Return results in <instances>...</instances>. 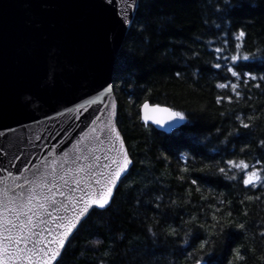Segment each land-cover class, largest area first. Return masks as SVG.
Returning a JSON list of instances; mask_svg holds the SVG:
<instances>
[{
	"label": "trees",
	"instance_id": "16d2710c",
	"mask_svg": "<svg viewBox=\"0 0 264 264\" xmlns=\"http://www.w3.org/2000/svg\"><path fill=\"white\" fill-rule=\"evenodd\" d=\"M219 7L139 0L112 78L132 167L58 264H264V182L246 187L228 163L264 176V0H238L223 20ZM144 102L180 112L182 126L141 123Z\"/></svg>",
	"mask_w": 264,
	"mask_h": 264
},
{
	"label": "water",
	"instance_id": "95a60500",
	"mask_svg": "<svg viewBox=\"0 0 264 264\" xmlns=\"http://www.w3.org/2000/svg\"><path fill=\"white\" fill-rule=\"evenodd\" d=\"M138 4L139 0H0V129L7 135V139L0 137V225L15 222L6 210H15L14 188L18 192L31 189L36 202L44 203L36 222L22 226L23 234L31 235L29 227L40 232L46 226L41 218L51 223L44 211L56 215L50 206L53 199L57 207L65 197L71 199L68 188L75 187L74 180L87 184L91 168L106 173L102 166L110 163L107 156L116 158L122 153L121 163L124 155L130 162L113 196L127 176L132 160L116 124L112 78ZM157 109L174 112L144 102L139 107L141 123L164 134L182 126V121L169 120ZM161 118L164 123L153 122ZM54 186L62 187L65 196L53 197ZM10 235L20 236L21 229L10 233L0 227V264L10 260L11 264H29L28 256L21 261L19 250L9 248L6 238ZM9 252L14 254L9 256Z\"/></svg>",
	"mask_w": 264,
	"mask_h": 264
},
{
	"label": "snow or ice",
	"instance_id": "6c2138e0",
	"mask_svg": "<svg viewBox=\"0 0 264 264\" xmlns=\"http://www.w3.org/2000/svg\"><path fill=\"white\" fill-rule=\"evenodd\" d=\"M101 2L105 3L106 0H101ZM216 2L220 4V7L215 11V15L223 20L228 17L231 9L237 5L238 0H216ZM121 23H123V21H121ZM240 35L243 36L244 33L241 32ZM215 51L221 53L220 48H216ZM253 58L254 57L245 55L243 60L248 61ZM231 61L233 66L228 67L227 71L234 78L240 77L241 74L236 70L239 58L236 55H233ZM215 67L220 69L222 64L217 61ZM247 75L250 80L256 79L251 73H248ZM219 87L224 88L226 85L220 84ZM233 87H235V85H233ZM95 102L96 101H91V103ZM145 107H147V105H145ZM157 111L165 112L169 120H175L178 122L185 119L184 115L180 112H170L168 109H157ZM145 119H148V117L145 116ZM153 122L161 124L164 123V120L163 118L154 119ZM110 131L114 132L115 129H111ZM0 137L7 139L6 132L3 129H0ZM115 140H119V134L115 136ZM114 150L115 147L110 149V151ZM120 155H122V153H118L116 158L111 156L105 158L107 161H110V163H106L102 166L103 169L107 170L106 173L104 171L97 173L95 168L89 169L91 176L87 184L83 183L81 180H74L75 187L68 188V193L71 195V199L68 200L67 197H65V199L59 202V207H57L56 202L53 199L50 202V206L56 212V215L53 216L51 213L44 211L43 215L48 216L51 223H48L41 218L40 222L46 226L40 232H33L29 227L31 235L23 234V227L30 226L36 222L37 213L44 209V203L36 202L35 194L31 189L19 192L15 188L12 190V203L15 206V210H13V208H6V210L14 217L15 222L10 220L8 225H0V227L6 228L10 233L17 228L21 229L20 236L17 237L10 235L6 238L8 240L9 248L19 250V256L17 259L22 261L25 256H28L29 264H53L54 261L58 264L57 257L60 254L62 246L70 234L77 229L87 215L90 214V210L95 208L104 209L110 203L113 196V189L117 185L118 178L125 172L126 167L130 163L126 155L123 156V163H121L119 158ZM76 159L79 160L80 157L77 156ZM228 163L233 167L241 169L244 174L243 184L246 187L251 186L254 183L264 182V176H262L261 172H249V169L252 167L251 165H248L243 161L239 165L234 164L232 161H229ZM220 172L223 173L224 169L221 168ZM26 183L31 182L26 181ZM65 183H67V181H65ZM193 183H196V181H193ZM23 187V185H17V188L23 189ZM51 191L53 197L57 193L60 196H65L62 187L56 188L54 186ZM77 192L79 195H76ZM45 202H47V198H45ZM33 205H35V207H33ZM32 236H36V239H32ZM7 254L12 256L14 253L9 252ZM9 264H11V260L9 261Z\"/></svg>",
	"mask_w": 264,
	"mask_h": 264
}]
</instances>
